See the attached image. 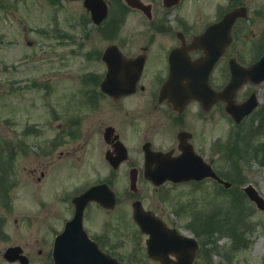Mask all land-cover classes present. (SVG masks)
<instances>
[{
    "label": "flooded vegetation",
    "instance_id": "1",
    "mask_svg": "<svg viewBox=\"0 0 264 264\" xmlns=\"http://www.w3.org/2000/svg\"><path fill=\"white\" fill-rule=\"evenodd\" d=\"M37 1L41 13H44L43 6L51 9L46 11V16L41 15L48 20L40 25L38 34L48 42L58 40L48 44V51L42 50L41 45L37 49L43 51L42 54H53V45L59 46L60 36L71 39L69 36L75 34L74 39L78 43L74 48L85 45L82 51L89 56L97 71L90 74L91 78L80 91L84 104L78 110L76 107L71 108L76 90L65 85L60 90V82L49 77L38 80L36 97L40 121L36 131V152L33 156L28 155L27 143L24 141L26 133L22 132L24 128L16 133L10 127L5 138L2 137L0 264H54L52 251L55 240L65 223L75 217L77 206L82 207L81 225L88 238L101 250L109 251L123 261L107 247V207L92 200L80 204L75 201L87 188L102 183L121 181L119 183L126 187L133 181L134 190L131 191L129 186L128 191L125 189L130 206L135 201L139 202L145 210L162 219L167 226L180 232L184 231V227L192 230L194 223L183 222L180 227L173 220L178 216L175 209H171L173 213L169 212L167 215L162 209H155V201L163 200L165 187L171 181L164 180L156 186L145 172V150L175 156L180 153L181 146H189L202 157L208 151L206 146L213 153L218 151V139L215 142L212 131L215 121L212 115L216 112L218 103L205 110L199 101L189 100L184 106L175 108L167 98L160 97V88L169 74L170 52L183 42L190 41L194 35L188 31L191 29L189 21L182 19L176 12V9H181L184 0ZM7 5L21 25L22 19L19 16L22 11L17 6L15 9L19 16L16 15V1L10 0ZM64 8L69 10V14L60 17L59 10ZM131 11L136 18L130 24L134 31H120L126 25ZM171 15L172 21L169 19ZM61 24L65 31L70 29L68 33L61 31ZM19 35L22 40L17 38L16 41L29 49L38 43L29 38L26 25L22 24ZM107 50L109 52L105 55ZM22 52L27 54L25 50ZM34 53L37 51L30 50L29 55ZM188 55L194 58L202 55V52L191 51ZM18 59L21 62L25 58ZM112 60L116 61L119 73L111 81V86L126 88V92L112 86V94H108L100 87L106 77L108 63ZM138 61H143V66L140 74H135L137 78H134L131 73L137 69ZM21 65L13 68L10 65L9 69H18ZM9 75L11 79L12 71H9ZM132 79H135L133 83L130 82ZM18 82L20 80L10 81L9 85ZM14 94L17 93H13L12 87H9L10 110L6 112L9 115V126L13 122V114L16 113L13 109L18 108L13 107L17 102ZM60 133L65 142L62 147ZM180 134L182 135L179 136ZM206 161L213 165V154L210 153ZM65 163L71 168H82L79 171L83 174L80 176L82 179L58 175V167ZM73 183L81 186H70ZM118 201L116 193L115 208L120 203ZM123 212H126V208H123ZM128 227L123 236L133 239L138 246L143 245L147 256L148 235L142 233L136 224L134 229L129 224ZM193 236L199 247L196 252L187 247L186 253H191L192 256L195 253L193 263L200 264L203 259V238L200 239L195 233ZM115 244L118 245L119 242ZM11 248H15V251H8ZM137 250L129 252L130 259H136ZM160 252L162 256H159L166 259L168 264L177 261L170 250L166 252L162 249ZM148 258L154 264H162L159 260L151 259L149 255ZM139 259L138 253L134 261Z\"/></svg>",
    "mask_w": 264,
    "mask_h": 264
},
{
    "label": "rangeland",
    "instance_id": "2",
    "mask_svg": "<svg viewBox=\"0 0 264 264\" xmlns=\"http://www.w3.org/2000/svg\"><path fill=\"white\" fill-rule=\"evenodd\" d=\"M5 1L0 0V146L4 145L2 137L5 138L8 128H14L16 133H20L24 128L22 132L26 133L24 141L27 143L28 155L33 156L36 152L38 121L35 83L40 79V74L44 75L42 79L49 77L59 81L60 90L64 85L72 88L78 87L82 90L85 80L91 78L90 74L93 75L97 70L93 68L95 66L89 56L82 51L85 45L83 47L79 45L80 49L74 48V45L78 43V40L74 39L75 34L69 36L71 39L61 38L59 46L53 45L55 48L51 51L53 54L47 52L43 56L42 50L48 51V44H53L58 40L48 42L38 34L40 25L48 20L47 17L43 18L41 15L46 16V11H51V9L43 6L44 13H41L37 0H15L17 5L14 6V9L18 6L17 9L22 11L25 19H22L15 9L16 15L22 19V24L28 27L29 38L38 43L29 49L17 42V38L22 40V36L19 35L22 24L20 25L15 20L14 14L9 10ZM237 1L247 5L248 15L246 18L239 19L235 24L236 32L234 31L233 45L215 67L213 76L217 86L221 85L228 76L227 59L230 56L235 57L243 64H249L264 51V0ZM230 2L231 0H184L181 9H176V12L189 23L191 21V29L188 31L195 33L202 30L207 23L216 20L218 12H223L228 8ZM59 11L60 17L69 14L67 8ZM134 15L133 11L128 14L126 25L120 28V31H134L130 26L136 21ZM172 15L169 18L171 21ZM61 26V31L68 33L70 29L65 31L64 25L61 24ZM39 45L42 46V52L38 50L39 48L37 49ZM22 50H25L27 54ZM30 50L37 51V53L29 55ZM19 57L25 59L20 62ZM10 64L12 67L22 64L21 68L23 69L18 67V69L10 70L8 67ZM9 71H12L11 79ZM19 80L20 82L17 84L9 85L10 81ZM9 87L18 91L17 94H14L17 102L13 104V107H18V109L12 116L11 126L8 122L9 115L5 113V109L9 107ZM252 91L258 92L259 104L255 112L244 118L239 124L234 123L224 111L223 104H220V107L212 115L215 120L212 125L213 139L218 138V151L213 153L210 147L206 146L208 151L204 157L206 158L210 153L213 154L216 169L222 179L230 183V187L223 189L222 186L210 182H203L198 187L178 184L168 188L167 191H164L165 193L163 192V200L155 201L157 208H154L157 211L162 209L166 215L171 212V209L177 211L178 216L173 220L180 227L183 226V222H191L194 216L195 230L187 232L198 230L200 234H203L199 238L208 241L200 264H264V209H259L242 190L243 187L251 185L264 200V163L262 162L264 160V82L259 85L245 84L238 91L236 97L244 99ZM74 95L71 108L82 109L83 95L78 89ZM8 110L10 109L8 108ZM28 131L30 132L28 133ZM59 139L62 147L65 142H63L64 138L61 133ZM244 142L245 144H243ZM244 150H246L245 153ZM81 169L71 168L67 163L61 164L58 167V175L69 176L71 179H82L80 176L83 174L79 172ZM119 182L121 181L112 183L118 189L120 203L115 211L107 214V247L128 264H154L146 256L143 245L138 246L133 239L123 236L128 225L123 222L125 218H123L124 220L119 219L118 214L122 207L128 208L129 198L127 191L125 192V185ZM77 184L73 183L70 186L76 187ZM230 200L234 202L231 207H229ZM202 209L214 213L207 216L208 221L211 222L206 223L208 231L206 235L203 227L196 226V222L206 216L202 213ZM223 211H227V214ZM178 218L179 221H177ZM128 219L132 229L136 228L132 218L128 216ZM222 219L226 222H223L224 226H222ZM212 223H218L221 226L220 232H218V226L207 228ZM117 225L120 226V229H117ZM203 226L205 227V224ZM228 226L230 230H236V233H230ZM224 227L226 228L221 231ZM183 230L186 228L184 227ZM116 242L119 244L116 245ZM136 249H138L136 254L139 253L140 257L139 261H134L137 259V255L136 259L132 257L134 260L129 257V252Z\"/></svg>",
    "mask_w": 264,
    "mask_h": 264
},
{
    "label": "water",
    "instance_id": "3",
    "mask_svg": "<svg viewBox=\"0 0 264 264\" xmlns=\"http://www.w3.org/2000/svg\"><path fill=\"white\" fill-rule=\"evenodd\" d=\"M244 15L245 11L240 8L227 12L219 22L210 25L205 30L204 34L195 37L188 49L197 47L203 48L204 56L200 59L195 61H190L188 59L184 60L183 55H186V49L179 48L182 55H180V60L176 59L173 63L170 78L162 89V96L166 95L172 101L178 103L185 102L189 98H197L204 104V106H208L217 100H225L228 103L226 110L233 116L236 122H239L246 114L251 112L258 103L255 93L239 104H234L232 99L235 91L245 81H250L255 84L264 81V53L256 62L246 67L241 66L235 60L230 59L229 65L231 78L221 91L212 90L208 84V75L213 63L217 60L219 55L223 52L224 47L230 41L229 33L231 25L237 17ZM108 66L109 71L107 73V79L109 80L112 79V73L116 71V68L113 67L111 62L108 63ZM141 66L142 65L139 64L138 68L131 73L134 78H136L135 74L138 76ZM134 80L135 79H132L130 82L133 83ZM102 87L105 89L103 84ZM176 102L175 104H177ZM191 153L192 152L189 151V148H183V153L178 158L172 159V162H170L168 166L167 173L163 172V174H167V176L174 180H185L189 178L200 179L207 175L219 179L213 174L207 164L202 163L200 160L199 164H196V161L193 160V153ZM161 158V156L156 158L154 156L152 160H160ZM245 191L249 197L257 203L258 207L264 208V201L257 195L251 186L246 187ZM149 253L152 254V250L149 251ZM73 263L74 261L72 260L63 259L60 260L59 264ZM83 263L119 264L116 260L110 257L107 259L104 258L101 262L98 260L91 261L90 259V261L88 260Z\"/></svg>",
    "mask_w": 264,
    "mask_h": 264
},
{
    "label": "trees",
    "instance_id": "4",
    "mask_svg": "<svg viewBox=\"0 0 264 264\" xmlns=\"http://www.w3.org/2000/svg\"><path fill=\"white\" fill-rule=\"evenodd\" d=\"M262 162L264 163V160Z\"/></svg>",
    "mask_w": 264,
    "mask_h": 264
}]
</instances>
